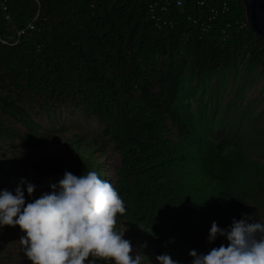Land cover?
<instances>
[{
    "label": "trees",
    "instance_id": "1",
    "mask_svg": "<svg viewBox=\"0 0 264 264\" xmlns=\"http://www.w3.org/2000/svg\"><path fill=\"white\" fill-rule=\"evenodd\" d=\"M197 1L0 0L12 17L0 8V138L34 153L22 169L8 165V186L95 171L124 202L114 230L125 227L141 264L161 254L192 264L190 250L227 246L223 236L207 241L213 221L264 223V161L233 137L210 138L179 106L185 85L215 92L225 70L253 71L264 84V38L239 0ZM34 17L37 31L8 39ZM4 159L13 160L0 157V181L10 174ZM19 239L0 233L5 257Z\"/></svg>",
    "mask_w": 264,
    "mask_h": 264
},
{
    "label": "clouds",
    "instance_id": "2",
    "mask_svg": "<svg viewBox=\"0 0 264 264\" xmlns=\"http://www.w3.org/2000/svg\"><path fill=\"white\" fill-rule=\"evenodd\" d=\"M21 185L31 196L35 185L23 177L15 194L0 191V225H18L25 233L19 241L31 264H85L89 256L114 264H141L143 254L133 257L130 241L122 238L125 227L114 230L117 214L125 212L124 202L95 171L79 176L65 171L62 179L49 185L51 192L26 205ZM218 236L226 238L227 246L221 244L206 254L190 250L192 264H264V223L252 222L251 215L233 218L226 228L213 221L207 241ZM156 260L179 264L168 254Z\"/></svg>",
    "mask_w": 264,
    "mask_h": 264
},
{
    "label": "rangeland",
    "instance_id": "3",
    "mask_svg": "<svg viewBox=\"0 0 264 264\" xmlns=\"http://www.w3.org/2000/svg\"><path fill=\"white\" fill-rule=\"evenodd\" d=\"M240 71V72H239ZM231 72L223 71L221 76L215 77L216 87L214 92H206L203 95L187 94L192 86L185 85L179 100V106L184 114L194 117V124L201 129L210 138L216 140L223 136L233 137L240 143L242 151L250 157L259 158L264 161V84L255 76L253 71L246 72L244 75L241 70ZM251 83V84H250ZM249 86V89H248ZM50 125L54 123H50ZM8 144L12 149H16V155L9 154L3 148ZM31 153V154H30ZM24 148L15 137L0 138V157L11 158L13 160L4 159L7 165L6 170L10 173L7 177L0 181V191L7 189L15 193L16 184L8 186V180L15 181L14 173L10 172V166H20L22 169L28 166L26 155L33 157L34 153ZM24 157V158H22ZM33 168L31 163L30 169ZM14 170L15 167H14ZM23 174V176H25ZM51 182L44 183L39 187H35L34 192L30 196L31 202L39 198L44 192H51L49 185ZM12 232L20 237L25 233L18 225H0V233ZM6 247L0 245V264H31L22 251V247H18L13 254V259L5 257L3 252ZM15 255V256H14ZM10 259V260H9ZM94 261V264H100V258L89 256L85 261ZM100 261V262H99ZM151 264H157V260L149 259ZM154 262V263H153Z\"/></svg>",
    "mask_w": 264,
    "mask_h": 264
},
{
    "label": "water",
    "instance_id": "4",
    "mask_svg": "<svg viewBox=\"0 0 264 264\" xmlns=\"http://www.w3.org/2000/svg\"><path fill=\"white\" fill-rule=\"evenodd\" d=\"M245 9L249 29L264 38V0H239Z\"/></svg>",
    "mask_w": 264,
    "mask_h": 264
},
{
    "label": "built area",
    "instance_id": "5",
    "mask_svg": "<svg viewBox=\"0 0 264 264\" xmlns=\"http://www.w3.org/2000/svg\"><path fill=\"white\" fill-rule=\"evenodd\" d=\"M199 5H201L203 3L202 0H198L197 1ZM176 5L177 6H181L182 5V0H176ZM222 7L223 9H226V4L223 3L222 4ZM0 8L1 10L4 11V17L7 21H12V17L11 15L7 12V5L5 3H1L0 4ZM36 19L37 17H34L25 27L23 28H16L13 33H11L9 36H8V39L11 40L13 43H16L17 41H19V39L21 37H24V36H30L32 35V33L34 31H37L38 30V27L36 25ZM245 22L246 24L248 25L247 21H246V18H245ZM249 27V26H248Z\"/></svg>",
    "mask_w": 264,
    "mask_h": 264
}]
</instances>
